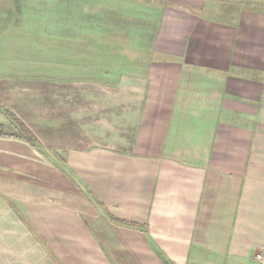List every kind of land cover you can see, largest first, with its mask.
I'll return each mask as SVG.
<instances>
[{
  "label": "crops",
  "instance_id": "obj_1",
  "mask_svg": "<svg viewBox=\"0 0 264 264\" xmlns=\"http://www.w3.org/2000/svg\"><path fill=\"white\" fill-rule=\"evenodd\" d=\"M215 47L193 71L109 43L0 62V124L38 140L0 135V264H264V58Z\"/></svg>",
  "mask_w": 264,
  "mask_h": 264
},
{
  "label": "rangeland",
  "instance_id": "obj_2",
  "mask_svg": "<svg viewBox=\"0 0 264 264\" xmlns=\"http://www.w3.org/2000/svg\"><path fill=\"white\" fill-rule=\"evenodd\" d=\"M230 35L236 57L256 66L264 58V0H0V62L30 65L47 43H109L131 73L171 63L193 71Z\"/></svg>",
  "mask_w": 264,
  "mask_h": 264
},
{
  "label": "trees",
  "instance_id": "obj_3",
  "mask_svg": "<svg viewBox=\"0 0 264 264\" xmlns=\"http://www.w3.org/2000/svg\"><path fill=\"white\" fill-rule=\"evenodd\" d=\"M1 110L8 116L11 131H8L7 126L5 124H0V135H15L27 139L34 145L38 144L36 136L22 120H20L8 108L1 107Z\"/></svg>",
  "mask_w": 264,
  "mask_h": 264
},
{
  "label": "built area",
  "instance_id": "obj_4",
  "mask_svg": "<svg viewBox=\"0 0 264 264\" xmlns=\"http://www.w3.org/2000/svg\"><path fill=\"white\" fill-rule=\"evenodd\" d=\"M256 256H257V258H259L261 260L264 259V254H262V253H258Z\"/></svg>",
  "mask_w": 264,
  "mask_h": 264
}]
</instances>
